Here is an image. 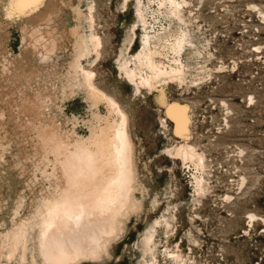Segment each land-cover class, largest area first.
<instances>
[{
  "label": "bare ground",
  "instance_id": "obj_1",
  "mask_svg": "<svg viewBox=\"0 0 264 264\" xmlns=\"http://www.w3.org/2000/svg\"><path fill=\"white\" fill-rule=\"evenodd\" d=\"M120 5L123 14L130 9L133 21L124 28L117 72L134 97L163 100L170 85L183 87L190 79L198 87L225 72L224 66L217 73L191 67L213 54L208 41L193 33L189 0ZM251 8L264 20L257 6ZM99 25L95 0H42L15 15L0 6V264H102L132 216L144 209L148 195L132 117L99 79L98 64L109 48ZM12 28L20 35L16 53L9 49ZM237 69L233 62L231 73ZM77 97L89 109L86 135L77 133V119L64 111L65 102ZM247 100L253 103L251 95ZM185 110H166L173 132L185 136L162 153L188 170L192 200L199 201L209 187L207 158L190 142L191 110ZM160 121L166 128V119ZM244 182L242 177L238 183ZM150 202V210L158 207L156 194ZM254 219L248 215L249 227ZM176 220L167 207L145 223L130 264H195L176 248L160 250Z\"/></svg>",
  "mask_w": 264,
  "mask_h": 264
},
{
  "label": "rangeland",
  "instance_id": "obj_2",
  "mask_svg": "<svg viewBox=\"0 0 264 264\" xmlns=\"http://www.w3.org/2000/svg\"><path fill=\"white\" fill-rule=\"evenodd\" d=\"M189 1L196 17L193 33L208 41L213 54L209 61H192L191 67L204 66L213 73L221 66L227 68L198 87L190 85V79L183 87L170 85L168 98L152 99L151 104L146 96L134 97L117 72L124 28L133 21L130 9L123 14L121 0H95L99 32L109 44L98 64L99 79L102 88L132 117L139 177L148 195L142 213L137 219L132 216L110 258L102 264H130L132 246L144 224L167 207L176 214V230L162 241L160 250L177 249L195 264H264V20L251 8L255 5L264 13V0ZM19 45V32L12 28L9 49L16 53ZM254 46L262 47L255 51ZM137 50L135 47L133 53ZM233 62L238 64L235 73H231ZM250 95L253 103L247 100ZM172 106L190 108V142L207 158L209 187L199 201L192 200L188 170L162 153L185 136L173 132L174 124L166 115ZM64 111L77 119V133L86 135L83 121L89 117V109L85 102L80 97L66 101ZM160 117L166 119V128L160 125ZM185 120L190 126L189 119ZM239 176L245 179L242 186ZM155 194L158 207L150 210ZM251 213L256 220L249 227Z\"/></svg>",
  "mask_w": 264,
  "mask_h": 264
},
{
  "label": "snow or ice",
  "instance_id": "obj_3",
  "mask_svg": "<svg viewBox=\"0 0 264 264\" xmlns=\"http://www.w3.org/2000/svg\"><path fill=\"white\" fill-rule=\"evenodd\" d=\"M41 3L42 0H0V6L6 5L7 11L13 15Z\"/></svg>",
  "mask_w": 264,
  "mask_h": 264
}]
</instances>
